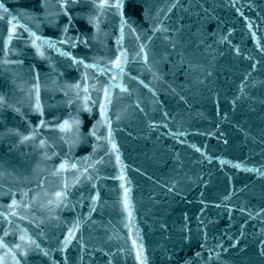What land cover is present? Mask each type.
Wrapping results in <instances>:
<instances>
[{"label":"water","instance_id":"1","mask_svg":"<svg viewBox=\"0 0 264 264\" xmlns=\"http://www.w3.org/2000/svg\"><path fill=\"white\" fill-rule=\"evenodd\" d=\"M0 264H264V0H0Z\"/></svg>","mask_w":264,"mask_h":264},{"label":"snow or ice","instance_id":"2","mask_svg":"<svg viewBox=\"0 0 264 264\" xmlns=\"http://www.w3.org/2000/svg\"><path fill=\"white\" fill-rule=\"evenodd\" d=\"M93 134H94V133H93ZM57 195H59V193H58Z\"/></svg>","mask_w":264,"mask_h":264}]
</instances>
